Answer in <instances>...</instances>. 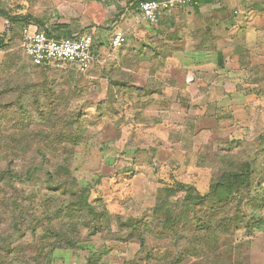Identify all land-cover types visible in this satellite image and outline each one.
<instances>
[{"label":"rangeland","instance_id":"374dc122","mask_svg":"<svg viewBox=\"0 0 264 264\" xmlns=\"http://www.w3.org/2000/svg\"><path fill=\"white\" fill-rule=\"evenodd\" d=\"M90 1L0 0V9L13 17H32L37 22L31 25L43 24L46 28L60 21L74 24L76 18L83 19L92 12L85 6ZM244 17L247 20L237 28L244 30L243 35L229 34L232 50L220 54L226 62L231 59L230 65H217L229 74L236 72L232 79L237 81H222L226 73L219 68L155 70L143 61L142 46L114 50L108 42L99 57L97 45L94 63L85 74L69 66L57 71L37 69L22 47L26 23L0 16V80L4 83L0 88V134L47 132L51 124L61 127L79 116L76 131L82 134L83 144L74 157V176L79 184L91 187L90 201L106 208L110 220L105 231L93 238L89 229H80V247L56 248L55 240H51L42 252V228L39 240L26 227L16 235L10 228L7 210L2 207L8 191L0 187V231H12L2 264H88L94 252L93 264H156L147 261L146 253L152 252L155 261L164 259L159 253L168 242L150 237L143 254L136 239L124 242L108 238L109 233L119 232L116 217L126 221L150 216L163 184L184 183L194 186L201 195L207 194L214 180L227 176L228 160L232 169L248 162L253 169L249 184L239 198L232 200L231 209L246 216L255 230L250 238L243 224L234 234L215 230L206 253L211 256V251H217L219 264H264V0L251 2ZM213 55L206 61L215 64L218 55ZM192 73L198 75V81L206 78V94L212 87L211 104L205 110L204 98L195 99L198 91L188 89ZM19 77L41 84L47 81L57 93L49 95L41 90L43 107L36 109L28 92L29 81L15 87ZM19 141L32 146V139ZM40 141L46 149L44 138ZM0 145L11 147L13 143ZM18 185L27 201L38 207L40 218L48 211L45 204L54 203L53 211L63 200L52 189L57 182L50 181L45 173ZM184 194L178 197L184 199ZM201 209L198 207V215L206 211L205 207L203 212ZM203 241L202 237L200 243Z\"/></svg>","mask_w":264,"mask_h":264},{"label":"trees","instance_id":"16d2710c","mask_svg":"<svg viewBox=\"0 0 264 264\" xmlns=\"http://www.w3.org/2000/svg\"><path fill=\"white\" fill-rule=\"evenodd\" d=\"M0 16L11 22L24 21L25 26L37 22L29 16L13 17L2 9H0ZM40 25L44 27L43 24ZM0 46L2 48V43ZM147 57L148 55L143 53V61H147ZM23 81H29L28 92L31 91L30 96L36 109L43 107L41 102L43 99L40 98L41 90L46 91L47 94L57 93V89L51 87L49 82L45 81L41 84L37 81L33 82L31 78L19 77V84L15 87H19ZM3 84L0 80V88ZM5 93L7 91L3 92ZM72 120L71 123H63L61 127L51 124L47 132L33 131L31 134L21 136H15L13 133H9V136L0 134V144L8 141L13 143L11 147L0 145V161L4 162L0 164V187L8 191L2 198V207L7 210L10 228L15 235L22 233L23 228L26 227L32 237L39 240V229L42 228L43 239L40 242L43 245L42 252L46 249V243L51 240H55L56 248L73 250L83 245L78 240L80 229H89L90 238H93L103 233L110 224L107 209H102L101 205L90 201L91 187L79 184L74 176V157L83 144V136L76 131L80 117L77 116ZM42 138L47 144L46 149L42 148L40 141ZM27 139H32V146L29 143L21 144L19 141ZM228 164L231 171L228 172V169L225 172L227 176L214 180L209 192L205 195L199 194L192 185L163 184L158 190L156 204L151 208L150 216H146L147 218L143 220L129 218L126 221L119 216L116 217L119 232L109 233L108 238L124 242L136 239L140 245V252L143 254L148 250L150 237L154 236L159 241H167L165 249L159 253L164 259L155 261L152 252L150 255L146 253L147 261L156 264H219L220 254L217 251H211V256L206 253V250L210 249L207 246L215 230L223 235L234 234L243 224V230L249 238L255 230L246 216L233 213L231 209L232 200L239 198V195L244 193L243 187L249 184L253 172L251 164L250 162L242 163L235 169H232V164L230 168V160ZM49 165L51 167H48ZM37 173H45L50 181H56L57 186L52 189L55 193L62 195L63 199L53 211L51 210L54 203L49 204L51 208L45 204L48 211L41 213L43 218L38 216V207L34 202L27 201L25 191L18 185L20 181L31 180ZM179 194H184V199L179 198ZM240 197H242L240 202H243L245 198L242 195ZM198 207H202L201 212L204 207L206 208L204 214L198 215ZM218 210H221L223 214L217 212ZM66 219L67 224L64 223ZM12 231H0V264H2L5 244L12 237ZM202 237L204 241L200 243ZM39 248L41 250V246ZM95 255V252L90 255L88 264H93Z\"/></svg>","mask_w":264,"mask_h":264},{"label":"crops","instance_id":"0c3cea01","mask_svg":"<svg viewBox=\"0 0 264 264\" xmlns=\"http://www.w3.org/2000/svg\"><path fill=\"white\" fill-rule=\"evenodd\" d=\"M251 2L254 0H201L197 7L177 9L163 15L159 22L150 23L140 14L136 0H91L85 6H89L92 12L83 16V19L76 18L74 24L73 21L65 20L55 24L56 26L46 27L57 37H72L83 31L91 32L94 37V57L97 45L99 57L105 51L104 43L111 45L113 35L123 33L127 36L125 47L142 46L143 53L148 55L150 68H187L193 71L219 68L226 73L222 81H237L232 79L236 72L229 74L222 69L223 66L217 68V65H230L231 59L226 62L227 59H223L220 54L232 50L229 48V34L243 35L244 30L239 31L237 28L247 20L244 16ZM248 31L251 30L247 29L246 32ZM210 54L218 55L215 64L213 61H206L207 57L213 59L214 55L212 57ZM198 71L196 73L201 74ZM205 81L206 78L198 81V75L194 73L187 80L188 89L198 91L194 98H204V110L209 108L212 96V87L208 88L206 94ZM201 83L202 88L199 86ZM171 84L173 86L174 82L171 81Z\"/></svg>","mask_w":264,"mask_h":264},{"label":"built area","instance_id":"2783aa9c","mask_svg":"<svg viewBox=\"0 0 264 264\" xmlns=\"http://www.w3.org/2000/svg\"><path fill=\"white\" fill-rule=\"evenodd\" d=\"M142 17L157 23L163 15L186 7H196L201 0H136ZM49 28L28 25L23 27L22 47L30 64L35 67L63 69L74 67L80 74L87 73L94 62V37L83 31L72 37H57ZM52 35V36H51ZM127 44V36L116 33L111 47L120 50Z\"/></svg>","mask_w":264,"mask_h":264}]
</instances>
